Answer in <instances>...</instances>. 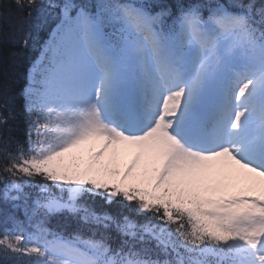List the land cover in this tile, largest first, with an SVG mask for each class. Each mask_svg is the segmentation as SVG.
I'll return each instance as SVG.
<instances>
[{
  "label": "snow or ice",
  "instance_id": "snow-or-ice-1",
  "mask_svg": "<svg viewBox=\"0 0 264 264\" xmlns=\"http://www.w3.org/2000/svg\"><path fill=\"white\" fill-rule=\"evenodd\" d=\"M5 64L0 264H264V0H0Z\"/></svg>",
  "mask_w": 264,
  "mask_h": 264
},
{
  "label": "trees",
  "instance_id": "trees-1",
  "mask_svg": "<svg viewBox=\"0 0 264 264\" xmlns=\"http://www.w3.org/2000/svg\"><path fill=\"white\" fill-rule=\"evenodd\" d=\"M46 35L42 34V37H37V40L40 42L42 40V38ZM38 42H33L32 45L27 49V57L29 59V61L34 60V56L36 55V45ZM6 67L5 65H0V71L3 70V68ZM89 203H92V201H89ZM96 208L98 211L103 210V211H107L109 213H117V212H121V211H126V209L122 208L121 205L119 204H112V205H106L103 204L102 202L97 201L95 204ZM2 207V206H0ZM55 223V221H53V224ZM0 227H2V215H0Z\"/></svg>",
  "mask_w": 264,
  "mask_h": 264
},
{
  "label": "rangeland",
  "instance_id": "rangeland-1",
  "mask_svg": "<svg viewBox=\"0 0 264 264\" xmlns=\"http://www.w3.org/2000/svg\"><path fill=\"white\" fill-rule=\"evenodd\" d=\"M130 158V154L126 156H122L119 160L120 167L122 168L123 165L127 162V160Z\"/></svg>",
  "mask_w": 264,
  "mask_h": 264
}]
</instances>
